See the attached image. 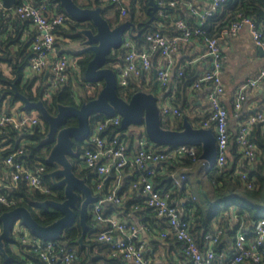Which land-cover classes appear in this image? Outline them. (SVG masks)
<instances>
[{"label": "built area", "instance_id": "built-area-1", "mask_svg": "<svg viewBox=\"0 0 264 264\" xmlns=\"http://www.w3.org/2000/svg\"><path fill=\"white\" fill-rule=\"evenodd\" d=\"M105 1L116 3L121 9V13L127 14L129 0ZM209 1L207 7L197 6L192 2L187 3L186 6L190 9L191 15L195 17L196 22L177 14L172 18V24L176 26L179 33L176 35H169L161 31L148 33V46L146 47L138 48L131 38V32H128L122 44L126 48L124 63L116 66L118 86H126L131 78L150 70L153 57L160 55L165 58V62L157 69V84L160 88H164L170 83L173 73L176 80L179 81L189 66V63L186 62L174 71L171 69L174 55L180 44L193 39L197 41V44L203 46L204 51L199 58L207 60L208 64L195 76L190 86L195 89L202 85L208 87L210 113L202 119L201 126L214 128L218 154L214 162L200 158L206 168L214 165L223 166L228 161L227 149L230 132L228 128L229 110L223 97L225 92L223 67L226 59L224 44L230 37L247 29L251 43L264 50L262 29L252 17L242 13H238L233 20L223 25L215 33H210L208 29L214 27L211 17L228 0ZM14 2H17L13 10L15 14L30 20L32 26L36 28L37 32L32 42L34 54L30 58L28 71L41 74L45 69L50 68V74L47 76L48 89L44 94L45 97H48L51 91L69 81L71 68L78 69L77 56L60 51L56 44L57 27L65 23L66 16L64 12L51 8L48 0H41L39 3H35L34 0H14ZM179 3L185 4L184 0H158L159 7L176 6ZM11 4L7 5L4 0H0V7L4 10L9 9ZM159 12L164 16L167 15L162 9ZM8 26L11 27V23ZM263 77L264 64L256 76L248 78V82L256 84ZM242 98L243 93L241 92L235 103L237 109L241 106ZM161 111L163 115L181 114L178 106L169 104H162ZM121 121V116L115 114L100 119L91 126V131L82 146L81 161L77 165L78 170L89 167L96 174L97 179L92 180L91 184L101 197L92 204L89 212L98 224L104 225V228L98 232V239L109 244L112 250L111 254L120 256L129 264H156L147 239L140 237V234L147 231L155 233L160 238H167L169 235L177 238L181 242L185 264H212L215 260H221L222 264H264V217L254 222L251 231H245V220L240 221V217L235 215L234 223L237 226L231 247L217 250L216 244L223 232L221 229L214 233L208 232L202 244L196 241L192 233L191 220L185 215V205L196 196L189 192L181 196H171L170 192L162 193L155 188L153 177L159 170H166L171 162L182 157L195 158L198 148L190 143L156 147V143L152 142L147 135L137 131V148L132 153L126 139L129 127H122ZM40 122L39 113L37 111L34 113L33 110L27 112L12 109L10 112L0 113V128L6 124H12L17 129L29 131ZM255 123H264V111L247 116L235 136L241 153L240 160L245 159L248 163L255 161L257 157L256 145L249 137ZM26 150V142L23 141L14 152L4 159V166L0 167L1 203H10L5 192L16 186L20 180L25 181L30 188L36 189L42 194H47L50 191V185L44 180L45 165L37 163L32 166L25 157H22ZM241 165L242 163L235 167L234 173L239 175L247 186L251 187L254 185V179H248V173L241 168ZM113 169L116 170L117 178L109 182L108 192L104 193L105 182L111 176ZM126 169L130 170L129 173H133L132 169H136L131 187L141 193L143 203L151 207L152 211L156 213V217L163 218V221L159 220L157 224L151 226L144 221L136 223L134 220H130L131 218L107 212V203L119 205L124 199V194H119L118 191L122 185V173ZM171 177L178 184L175 174H172ZM186 178L187 175L182 173L180 179L185 181ZM16 224L24 226L20 224L19 220L14 223V227ZM27 230L30 234L22 233L20 240L31 244L33 251L42 260V264L75 263L78 253L74 246L61 242L59 238L42 239L33 235L29 228ZM1 231L2 227H0V233Z\"/></svg>", "mask_w": 264, "mask_h": 264}, {"label": "trees", "instance_id": "trees-1", "mask_svg": "<svg viewBox=\"0 0 264 264\" xmlns=\"http://www.w3.org/2000/svg\"><path fill=\"white\" fill-rule=\"evenodd\" d=\"M41 0H34L39 3ZM78 1V0H77ZM85 3H79L83 6H97L103 8L106 15L109 10H113L114 22L117 24L123 19L129 18L135 23V28L131 31V38L136 43L138 48L148 46L147 34L155 31H161L169 35H176L179 31L176 26L172 24V18L177 14H181L184 18L192 20L190 9L185 5L179 3L176 6H162L158 7L153 14L148 12L150 7V0H129L127 3V14L121 13L120 7L116 3H111L105 0H86ZM158 2V0H156ZM49 6L57 11L64 12L66 19L63 25L57 27L56 44L59 47H64V51L71 55L77 56L78 69H70L69 81L59 88L51 91L48 97L44 94L48 89L46 72L36 74L28 71L30 58L34 54L32 42L36 35V28L28 19H23L15 14L14 6L17 2H12L9 9L4 10L0 7V113L3 111L10 112L16 106V111L31 112L30 109L23 107L20 98L16 95V88L13 83L27 94L31 99H39L43 97L48 108L55 112L57 103L63 102L66 104H80L83 100L89 99L84 95L83 89L87 86L94 88V96L97 95L103 82H89L85 77V69L94 51L91 48H81L83 36L77 34L76 31L80 27L95 28L91 21H82L76 19L68 14L60 0H48ZM162 9L166 16L160 14ZM238 13L252 17L257 25L264 33V0H228L225 2L211 17L214 27L208 29L210 33H215L223 25L233 20ZM11 23V27L8 24ZM26 30V35L23 31ZM58 47V48H59ZM126 48L121 46L114 48L107 56L106 65L112 67L117 72V65L124 63ZM3 65L9 66L7 71ZM186 74L179 79L177 84V93L175 101L181 110L180 115L172 117L169 114L163 116V126L170 128H182L183 118L187 114V108L191 101L188 96V84L191 80L187 78ZM78 85L80 86L79 88ZM164 89V88H162ZM138 90L154 91L159 94L158 84H145L143 75L133 77L130 79L128 85L118 86L119 94L125 98H129L134 92ZM160 91V92H159ZM79 95V96H78ZM80 100V101H78ZM18 102H20L18 104ZM14 109V108H13ZM40 116V114H39ZM109 115L104 113L93 114L90 117L91 126L98 120L103 119ZM207 117V116H206ZM41 122L32 127L29 131H24L15 128L12 124H6L0 128V167L4 166V159L14 152L23 141L26 142L27 150L22 155L32 166L37 163H43L46 171H51L56 168L55 163L47 162L46 157L53 144V141L43 142L48 125L40 116ZM202 118L196 117L195 125H202ZM77 119L74 116L65 118L63 125H74ZM236 133L233 135L235 139ZM250 140L256 145V160L248 163L245 159L241 160V168L248 173V179H254V185L247 186L246 183L235 174V161L228 162L223 166L214 165L206 168L203 161L200 159L201 146L193 144L198 148V154L195 158L182 157L179 160L173 161L168 165L166 170H159L153 177L155 188L162 193L170 192L171 196H181L186 194L185 188H179L175 180L171 177L179 169L180 172L187 176L190 174L188 170L193 166L199 165L200 172H205V179L207 181L206 190L208 197L201 191L200 194L195 195V199H190L186 203L185 215L191 220L192 233L199 244H202L204 237L208 232L214 233L221 229L223 232L221 238L216 244V249H227L232 243L235 228V215H238L241 220H245V231H251L256 220L264 217V127L263 123H255L250 132ZM230 135V139H231ZM84 141L76 143V145L83 146ZM191 144V143H190ZM156 147H164L167 144H155ZM235 158L239 156L237 145H235ZM82 152V149H81ZM72 157L75 165L81 161L80 154ZM205 168V170H204ZM135 170V171H134ZM126 169L122 173V185L118 191L119 194H124V199L121 204L115 205L107 203L106 209L108 212L118 210L125 216H137L148 225L154 226L159 220L163 218L156 217V213L152 211L151 207L143 203L141 193L131 187L135 179L136 169H132L133 173H129ZM80 176L86 177L87 181L91 183L92 180L97 179L96 174L92 168H84L78 170ZM45 175V174H44ZM116 170L111 171V176L105 182L103 192H108L109 182L115 180ZM48 184L57 193L56 199H64V192L55 187L54 183L45 175ZM203 182V181H202ZM205 186V183H202ZM57 189V190H56ZM173 190V191H172ZM9 204L0 202V214L11 209L17 205H26L32 208L34 217L43 224H48L58 218L61 212L52 205L46 207L39 204L36 209L33 208L34 200L45 199L49 194H42L36 189L30 188L25 181L20 180L12 189H7L6 192ZM136 204H138L136 206ZM21 225L26 226L22 221ZM89 228L85 234L84 242L90 245V252L86 245L78 242L82 233V228L79 223L78 216L75 221L66 226L62 236L59 238L61 242L74 246L77 249L78 258L74 264H126L120 256H113L111 248L108 243L98 239V232L104 228L94 220L89 213L88 216ZM244 226V227H245ZM0 227L2 222L0 221ZM27 227V226H26ZM28 228V227H27ZM31 232V231H30ZM32 233V232H31ZM33 234V233H32ZM35 235V234H33ZM177 241L179 250L182 249L181 242L169 235L167 239ZM43 239V238H42ZM170 240V241H171ZM6 249L9 257L5 256L0 251V264H42L39 255L33 251L31 244L24 243L20 238H16L14 233L12 237L6 240ZM183 250V249H182ZM184 258V257H183ZM180 255L178 259L172 256L167 257L161 264H182L184 261ZM182 260V261H181ZM155 261V259H154ZM160 264V263H157ZM212 264H222L221 260H215Z\"/></svg>", "mask_w": 264, "mask_h": 264}, {"label": "water", "instance_id": "water-1", "mask_svg": "<svg viewBox=\"0 0 264 264\" xmlns=\"http://www.w3.org/2000/svg\"><path fill=\"white\" fill-rule=\"evenodd\" d=\"M13 1L4 0L7 5ZM60 3L72 17L91 21L95 26V28L80 27L76 33L83 36L81 48H91L94 51L85 69L86 79L89 82L103 83L96 96L80 104L58 102L56 112L48 108L43 97L37 100L31 99L13 83L23 107L37 111L47 123L48 128L43 142L54 138L46 161L56 164V168L49 172V176L55 185L64 186V199L47 197L34 200V204L44 207L52 205L61 212L58 218L48 224L39 222L34 217L32 208L26 205H17L0 214L2 222L0 251L7 257L9 253L6 249V240L12 237L16 221H22L36 236L49 239L60 238L65 227L72 224L76 216L82 228L78 242L86 245L90 252V245L84 242L89 228V209L101 195L95 192L93 185L87 181L86 177L79 175L78 166L74 164L72 157L79 154V148L75 142H83L91 131L90 117L93 114L104 113L109 116L119 114L122 118V127L141 125L148 138L156 144H199L200 158L209 162H214L218 154L217 138L213 127L196 126L187 115L183 118L182 128L163 126L162 103L160 96L154 91L138 90L129 98L119 94L117 74L112 67L106 65V61L110 51L121 47L126 34L135 28V23L131 19H123L114 25L104 14L100 5L83 6L77 0H60ZM158 7L156 0H150L148 12L153 14ZM68 116H74L77 124L63 125ZM80 192L83 199L79 215H76L75 207L80 200ZM203 194L208 197L206 191H203Z\"/></svg>", "mask_w": 264, "mask_h": 264}, {"label": "crops", "instance_id": "crops-1", "mask_svg": "<svg viewBox=\"0 0 264 264\" xmlns=\"http://www.w3.org/2000/svg\"><path fill=\"white\" fill-rule=\"evenodd\" d=\"M185 5L187 3L192 2L193 4L201 7H207L210 3L209 0H184ZM192 16V15H191ZM193 21L196 22L195 17H190ZM26 30L23 31V35H26ZM59 47V46H58ZM64 47H59L60 51H64ZM204 51L202 45L197 44L196 40H189L188 42L181 43L177 52L174 55V60L172 63V71H174L180 65L188 62L189 66L185 70L186 76L190 81H193L195 76L199 74L203 68L208 64L207 60L200 59L199 56ZM224 52L226 55V59L224 62V70H223V78L225 83V92H224V101L229 110V132L231 135V139L229 140L228 149H227V163L231 161H235V167L238 164H241L240 156L241 153L237 146V151L239 152V156L236 159L235 157V145H237L233 135L237 133V130L243 120L250 114L256 113L258 111H264V77L256 84H251L248 82V78H252L256 76L260 70L262 65L264 64V51L260 47H256L250 41L249 31L247 29L242 30L237 35L230 37L227 42L224 44ZM165 62V58L160 55H155L152 60V68L150 70L145 71L143 75V80L145 84H157V69L161 67ZM3 67L9 71L8 65H3ZM46 72V76L50 74V68L48 67ZM39 75V74H38ZM47 79V77H46ZM188 84V98L190 104L187 108V116L190 121L195 125L196 117H201L204 119L210 113V102L207 96L208 87L206 85H202L198 88H192ZM177 84L178 81L175 78L174 73L172 74L170 83L164 87V89L158 86L159 96L162 104H169L172 106H178L176 99L177 93ZM80 86L78 85L77 88ZM93 88V87H92ZM243 93V98L240 100L241 106L239 109L235 107L236 100L238 98L239 93ZM20 102H18L19 104ZM161 104V105H162ZM17 104L12 109L15 110ZM34 111V110H33ZM35 113V111H34ZM174 117L173 115H171ZM137 130L146 135L144 127L141 125H135ZM264 127V123H263ZM137 132V131H136ZM134 132L131 135L126 137L132 153L137 148V140L138 134ZM205 170V168H204ZM190 173L186 180H181L180 176L182 172L178 171L175 174L176 179H178L179 188H185L186 192L197 195V193L193 190L194 181L192 176H195L198 185L201 188V192L206 191L207 181L205 179V172H200L199 165L193 166L188 170ZM205 183V186L202 184ZM208 195V192H207ZM108 212V210H107ZM114 214L124 217L131 218L130 220H134L136 223L142 222L143 219L137 217L136 215L131 217H125L122 215L120 211H111ZM155 233H150L144 231L140 234V237L146 238L148 244L151 248V253L155 259V263L163 262L167 257H173L174 259H178L181 255L183 258V250L177 244V241L171 240V238H160L157 237ZM172 236V235H171ZM171 240V241H170ZM231 247V243L229 244ZM157 249V250H156ZM157 253V254H156ZM184 259V258H183ZM182 261V260H181ZM126 264H129L126 262ZM182 264H185L182 261Z\"/></svg>", "mask_w": 264, "mask_h": 264}, {"label": "rangeland", "instance_id": "rangeland-1", "mask_svg": "<svg viewBox=\"0 0 264 264\" xmlns=\"http://www.w3.org/2000/svg\"><path fill=\"white\" fill-rule=\"evenodd\" d=\"M80 3H85V2H87L86 0H78ZM106 16L108 17V18H110V20H111V22H112V24H113V22H114V15H113V10H109L108 12H107V14H106ZM83 92L85 93L84 95H86L87 97H92L93 95H94V88H92V87H90V86H87V87H85L84 89H83ZM79 96V95H78ZM89 98V99H90ZM87 100V99H86ZM78 101H80V100H78ZM84 101V100H83ZM82 101V102H83ZM136 131H138L137 130V128H136V126L135 125H130L129 126V128H128V135H131L132 133H134V132H136ZM192 179H193V181H194V187H193V190L197 193V194H199L200 196H201V194H200V191H201V188H200V186L198 185V181H197V179H196V177L195 176H192ZM202 197V196H201ZM13 233H14V236L16 237V238H20V236H21V234L22 233H24V234H30L29 233V231L27 230V228L25 227V226H20L19 224H16L15 225V227H14V231H13Z\"/></svg>", "mask_w": 264, "mask_h": 264}, {"label": "flooded vegetation", "instance_id": "flooded-vegetation-1", "mask_svg": "<svg viewBox=\"0 0 264 264\" xmlns=\"http://www.w3.org/2000/svg\"><path fill=\"white\" fill-rule=\"evenodd\" d=\"M56 112V111H55ZM77 124V123H76ZM75 125V124H74ZM50 141H53L54 142V138H50V139H48L46 142H50ZM75 143H80L79 141H76ZM78 148H79V146L78 145H76ZM81 149H82V146L79 148V152H81ZM81 155V154H80ZM49 172L50 171H46V173H45V175L47 176V177H49V179L52 181V179H51V177L49 176ZM45 175H44V180H45V182H47L46 181V179H45ZM48 183V182H47ZM55 185V184H54ZM50 187V191L47 193V194H49V196L48 197H52V198H55L56 196H57V193L54 191V189H52V187L51 186H49ZM55 187H58V188H60L63 192H64V186L63 185H55ZM57 190V189H56ZM83 198H82V194H81V192H80V200H79V202H78V204H77V206L75 207V212H76V215H79V212H80V204H81V200H82ZM35 206H37V205H33V208L34 209H36V207Z\"/></svg>", "mask_w": 264, "mask_h": 264}, {"label": "bare ground", "instance_id": "bare-ground-1", "mask_svg": "<svg viewBox=\"0 0 264 264\" xmlns=\"http://www.w3.org/2000/svg\"><path fill=\"white\" fill-rule=\"evenodd\" d=\"M173 191V190H172ZM163 192V191H162ZM142 197V196H141ZM157 250V249H156ZM157 254V253H156Z\"/></svg>", "mask_w": 264, "mask_h": 264}]
</instances>
